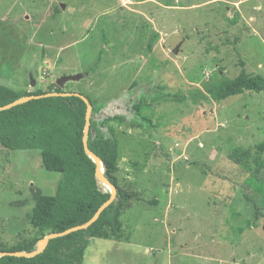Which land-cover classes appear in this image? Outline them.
<instances>
[{
    "label": "rangeland",
    "instance_id": "1",
    "mask_svg": "<svg viewBox=\"0 0 264 264\" xmlns=\"http://www.w3.org/2000/svg\"><path fill=\"white\" fill-rule=\"evenodd\" d=\"M97 62L63 90L122 119L118 178L139 199L84 264H264V187L232 158L264 143V92L202 97L264 78V0H0V86L47 92ZM142 96L152 127L127 111ZM61 179L39 150L0 143V246L35 235L36 201Z\"/></svg>",
    "mask_w": 264,
    "mask_h": 264
},
{
    "label": "trees",
    "instance_id": "2",
    "mask_svg": "<svg viewBox=\"0 0 264 264\" xmlns=\"http://www.w3.org/2000/svg\"><path fill=\"white\" fill-rule=\"evenodd\" d=\"M97 66L98 62L84 74V78L96 71ZM64 92L56 83L51 84L47 92L19 93L0 86V107L24 97ZM246 92H264V78H239L230 86L222 83L218 89L210 90L209 96L202 94V97L220 104ZM86 98L92 105L88 148L99 157L105 177L117 188L115 200L89 228L51 239L43 252L35 257L3 256L0 264H84L92 239L117 240L124 237L123 215L132 202L139 199V194L122 186L118 178L120 142L114 124H120L122 119L104 114V105ZM127 104L132 106L127 111L140 125L152 127V120L143 115L144 109L149 107L145 96L138 101L129 100ZM86 115L87 104L76 96L33 99L11 109L0 110L1 145L12 151L39 150L44 168L62 174L55 195L38 197L32 210L30 225L35 235L18 246H0V253L36 252L46 237L88 223L111 198L110 189L97 178L94 160L85 151ZM263 156L264 143L254 151L235 149L232 153V158L243 170L254 172L248 182H260L262 187L264 181L259 179L264 171ZM263 189L258 187L256 191L261 193ZM246 225L250 227L252 222L247 220Z\"/></svg>",
    "mask_w": 264,
    "mask_h": 264
},
{
    "label": "water",
    "instance_id": "3",
    "mask_svg": "<svg viewBox=\"0 0 264 264\" xmlns=\"http://www.w3.org/2000/svg\"><path fill=\"white\" fill-rule=\"evenodd\" d=\"M178 52H179V47H177L174 50V54H178ZM83 79H84V74L64 75V76L60 77L55 83L60 88L63 89L68 83L79 82ZM69 96L80 97L87 104V115H86V126H85V151H86L87 155L94 160V162L97 166V170H96L97 178L100 180V182L103 185L107 186L110 189L112 196L105 204H103V206L97 211V213L94 215V217L88 223L81 225V226L71 228L65 232L53 234V235L46 237L44 240H42L39 243V249L36 252H33V253L1 252L0 257H3V256H14V257H25V258L35 257L36 255L43 252V250L48 245V243L51 239L57 238V237H64V236H67L73 232H77L79 230L89 228L93 223H95L98 220L101 213L115 200V198L117 196V188L107 180V178L105 177V175L102 171L101 160L93 152H91L88 148L87 140H88V133H89V129H90V118H91V113H92V105H91L90 101L84 95L79 94V93H74V92H64V93H47L45 95H40V96H29V97H24L20 100H17L11 104L6 105V106L0 107V110H8V109H11L17 105L31 101L33 99H41L44 97H69Z\"/></svg>",
    "mask_w": 264,
    "mask_h": 264
},
{
    "label": "crops",
    "instance_id": "4",
    "mask_svg": "<svg viewBox=\"0 0 264 264\" xmlns=\"http://www.w3.org/2000/svg\"><path fill=\"white\" fill-rule=\"evenodd\" d=\"M162 35V34H161Z\"/></svg>",
    "mask_w": 264,
    "mask_h": 264
}]
</instances>
